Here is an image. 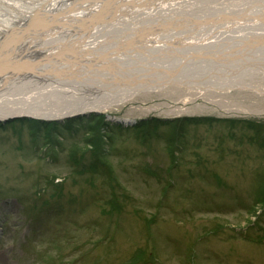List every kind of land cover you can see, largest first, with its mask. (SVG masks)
<instances>
[{"label":"rangeland","instance_id":"obj_1","mask_svg":"<svg viewBox=\"0 0 264 264\" xmlns=\"http://www.w3.org/2000/svg\"><path fill=\"white\" fill-rule=\"evenodd\" d=\"M61 1L0 0V37L18 18L93 1L73 17L90 22L39 31L28 68L7 72L15 47L0 60V112L30 102L45 113L0 117V264H264V83L237 87L197 59L222 34L223 47L264 42V0ZM170 35L181 47L171 57ZM183 59L190 68H173ZM179 72L193 86L170 81ZM217 72L230 75L214 83ZM207 87L220 94H196ZM149 118L165 123L132 127Z\"/></svg>","mask_w":264,"mask_h":264},{"label":"bare ground","instance_id":"obj_2","mask_svg":"<svg viewBox=\"0 0 264 264\" xmlns=\"http://www.w3.org/2000/svg\"><path fill=\"white\" fill-rule=\"evenodd\" d=\"M66 1L68 3V0H66ZM60 3L63 4V1L60 0ZM61 4H59V3H57V5L54 4L55 5L54 7H57L58 5H61ZM92 5H93V3H92ZM92 5L88 4L87 7H84L82 5H78L77 8L72 9L71 14L69 12H67L70 14L69 16H66L64 14L62 17H59L57 19H56V15L59 13H56V11H53L52 13L48 12L46 15H40V12H38V13L34 12L32 14L33 18H30V19L25 18L23 20L21 18H18L17 20H19V21L11 24L9 26V30L6 31L5 33L2 32L3 35L1 34L2 36L0 37V60L1 61H5L2 59L7 60L9 58V56L7 57V55H9L12 52V49L14 47L18 51L17 53H19V52L25 53L26 55L23 54L24 55L23 58L22 57L17 58L18 55H17V53H15L16 55L15 54L14 55L17 56V57H15L17 59V61L12 60L11 63L9 62L7 64L6 68H9V69H7V72L11 73V72L16 70L15 68H18V67L19 68H25V67L28 68L29 61H32V59H30L31 58L30 52L34 51V53H36L37 51L35 50V48L40 44V42H39V38H40L39 33L40 32L39 31L43 32V30L50 28V30L54 31L55 34L61 33V32L63 33L64 26L68 25V23H70L71 21H73L74 24L80 23L81 20L90 22L91 17L89 18V13L86 16H83V15L80 16L78 18L79 20L78 19L74 20L73 17L79 16L81 11L84 12L88 8L89 9L91 8L90 10H92ZM41 13H43V12H41ZM83 17H85V18L83 19ZM67 20L68 21L70 20V21L68 22ZM189 20L191 22L193 21V19H189ZM196 21H200V20H196ZM73 23H72V25H73ZM135 27H136V25L132 26L131 28L134 30ZM75 29H76V27H75ZM92 29L93 28L90 26H88V27L77 26V30L82 32L83 34H86L87 38H88V34L90 35L89 37L93 38L91 41L87 42V45L91 46L93 48L98 46V49H100L102 42H100L99 38H96V39L94 38L95 35L92 34L93 32L91 33ZM47 32L48 31H44V33H47ZM214 32H217V31L210 29L208 34L213 35ZM229 34L230 33L222 34L223 37L219 38V39H217V38H215V39L208 38L207 40L205 39L206 41L204 43H207V45L211 44L212 46L210 45L209 48L203 47L201 50L202 57L197 58V59H199L200 61L204 60L203 62H205V64L207 66H210L212 62L214 63V65L216 64L217 66H220V64H222L223 71H224V69L229 70L230 71L229 73L234 74L236 77H238L237 79L232 80L233 83L236 84L237 87H245L246 88V87H248L247 85H249L252 82L253 85H249L250 87H256L254 89L261 88L260 86L264 83V78H261V79L257 78L258 77L257 74L261 69H264V53H262V52H264V42L261 39H259V41L257 43L254 42V40H246L245 41V40L239 39L236 43L230 44L228 47H226V45H225V47H223L224 43H228V42L223 41L224 37L228 38ZM231 34L234 36L233 32H231ZM55 36H57V35H55ZM213 36L216 37V34ZM168 38H169L168 39L169 41L164 39V40H166L165 41L166 43L164 42V44L161 46L163 48L168 47V49H172V54H168V56L171 57L172 55L177 54V51L181 50V47L180 48L178 47L180 45V40L177 39V37L174 35L173 36L170 35ZM201 39H203V38H201ZM221 39H223V40H221ZM144 40L149 41L150 39L147 40L146 37H144ZM150 41H152V40H150ZM161 42H163V41L161 40ZM219 42H221L220 43L221 45L219 44ZM201 44H203V43H201ZM217 45H220L219 49H218ZM173 52H175V53H173ZM6 62L7 61H5V63ZM190 62L191 61H186L183 59L182 62L180 61L176 65V67H173V68H176L178 71H180V64L188 65V64H190ZM258 62L262 63L263 65H259ZM5 63L2 62V63H0V65L4 67ZM190 66L191 65H188L186 67L190 68ZM233 66H236V67H233ZM45 68H46V70H48L49 69L48 65H46ZM186 71H187V69L183 70L182 73L186 75L188 72V71L187 72ZM180 72L174 78H172V80H170V81L175 82L179 86H181V84L183 86H193L191 81H194V79H193V77L189 78L191 75H193L192 74L193 72L190 70V74H189V77H187V79L181 78L179 76ZM219 73L220 72H217V75L216 76L214 75L216 77L215 82L213 80L214 83L224 82L227 80V77L230 75V74L221 75ZM14 74L17 75L18 73L15 72ZM242 74H244V75H242ZM122 77L124 78V76L122 75L120 80H122ZM177 77H180V78L176 79ZM246 77H249V78H246ZM130 78H134V76H132ZM64 79L65 78L58 76L56 78L55 82H59V83L63 82V83H65L64 85L68 84V82L70 80L68 81V80H64ZM113 79L119 80L118 76H114V75H113ZM191 79H193V80H191ZM30 81H31V79H29V77H27V82L30 83ZM210 81H212V80H210ZM170 83L171 82H169V84ZM212 92L220 94L219 92L214 91L213 87H207V88H203L202 90L201 89L196 90L197 95L212 94ZM4 94H5V96H4ZM4 94H3V96L5 97L4 98V104L6 103V105L10 106L9 104L11 102L10 101L11 95L8 94L7 92L6 93L4 92ZM15 98L17 100H20V101L22 100L21 98H18V97H15ZM227 107H231V106H227ZM184 109H185L184 107H176L175 112H177V113L182 112ZM230 109L236 110L235 107H231ZM22 112H26V113H30V114H36V115H40V116L45 114L43 112V110L39 109L37 107V105H35V103L18 102V103L13 104L12 106L8 107L6 111L3 110L2 112H0V117L10 115L13 113L20 114Z\"/></svg>","mask_w":264,"mask_h":264},{"label":"trees","instance_id":"obj_3","mask_svg":"<svg viewBox=\"0 0 264 264\" xmlns=\"http://www.w3.org/2000/svg\"><path fill=\"white\" fill-rule=\"evenodd\" d=\"M104 118H105V116L103 114H101V113L100 114H96V116L94 118V121L91 122V125H94V127H95L96 133H99L100 134V128L101 127H107V126H109V122H106L108 120L105 121ZM22 120H24L26 122H29L31 125H33L35 127H40L42 125H50V122H47V121H44V120H37V119H33V118L22 117ZM174 121L176 123V120H173L170 123H173ZM159 123H165V121H159V120H157L155 118H152V119L149 118L148 120L143 119L142 122L139 121L138 123L134 124L132 127L133 128H141V130H146V129L152 128V126H155L156 127V125L157 124L159 125ZM175 123L173 125H175ZM53 124H55V122H53ZM120 126H123V125L121 123H119V126L118 127H120ZM70 127L73 128L72 124H71ZM155 127H153V128H155ZM96 135L94 137H97L98 136V135L97 136ZM94 141H95L94 144L98 142V140H97V142H96V140H94ZM91 167L95 169L96 168V165L93 164ZM259 194H261V195L263 194L262 202L260 204V206L262 207L263 204H264L263 203L264 202V187H263V193L262 192H259ZM142 254L143 253L140 252V256H143Z\"/></svg>","mask_w":264,"mask_h":264},{"label":"water","instance_id":"obj_4","mask_svg":"<svg viewBox=\"0 0 264 264\" xmlns=\"http://www.w3.org/2000/svg\"><path fill=\"white\" fill-rule=\"evenodd\" d=\"M88 4H91V5H92V1H89ZM88 4H86V5L83 4L82 6L87 7ZM62 8H63V7H62ZM63 11H65V9H64V10L62 9V10L59 12V14L56 15V19L59 18V17H61V16H59V15H60ZM81 12H82V11H81ZM57 13H58V12H57ZM66 13H67V12H66ZM70 14H71V13H70ZM70 14L67 13L66 16H69Z\"/></svg>","mask_w":264,"mask_h":264}]
</instances>
